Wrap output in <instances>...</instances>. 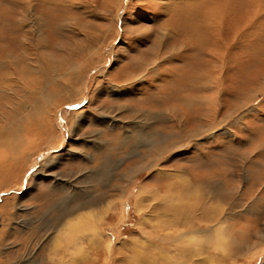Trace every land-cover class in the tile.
<instances>
[{"label": "rangeland", "instance_id": "rangeland-1", "mask_svg": "<svg viewBox=\"0 0 264 264\" xmlns=\"http://www.w3.org/2000/svg\"><path fill=\"white\" fill-rule=\"evenodd\" d=\"M254 1L0 0V121L12 113L0 128L11 129L0 264H58L61 246L67 264H264V0ZM221 9L210 38L196 34ZM93 201L103 234L88 220Z\"/></svg>", "mask_w": 264, "mask_h": 264}, {"label": "bare ground", "instance_id": "bare-ground-1", "mask_svg": "<svg viewBox=\"0 0 264 264\" xmlns=\"http://www.w3.org/2000/svg\"><path fill=\"white\" fill-rule=\"evenodd\" d=\"M22 2V1H21ZM253 2H255L254 0H253ZM25 3V2H24ZM188 3V2H187ZM261 3V2H260ZM189 4V3H188ZM187 4V5H188ZM22 5V4H21ZM195 5V4H194ZM199 6H200V4H199ZM208 6H209V4H208ZM220 6V5H219ZM20 7V6H19ZM211 7V6H210ZM21 8V7H20ZM198 8V7H197ZM212 8V7H211ZM194 9V8H193ZM200 8H198V10H199ZM217 9V8H216ZM206 10V9H205ZM191 11H192V9H191ZM207 11H209V13L207 12V13H204V19H202V20H205L206 21V23L205 24H203V26L200 28V30H199V27L200 26H195V30H196V34H198V35H200V34H205L206 36H208L209 38H210V35L213 33V31L215 32V27H214V25L216 26L218 23H220V21H221V19L223 20L224 18H223V16L225 15V11H223L222 9H221V11H218L217 13H214V12H212V10H207ZM251 13V12H250ZM193 14V13H192ZM200 14V13H199ZM189 15H190V13H189ZM194 15V14H193ZM197 15H198V13H197ZM185 16V15H184ZM188 16V15H187ZM25 17H27L28 18V15H26ZM24 17V19L23 20H28V19H26ZM197 17H199V16H197ZM201 19V18H200ZM195 20V19H194ZM216 20H218V21H216ZM198 21H200V20H198ZM197 24V23H196ZM199 25V24H198ZM202 29V30H201ZM30 33V32H29ZM29 35V34H28ZM165 35V34H164ZM164 35H163V37H164ZM220 35V34H219ZM221 36V35H220ZM202 37H204V36H202ZM200 39V38H199ZM201 40V43H200V49H201V51L202 52H204V49H205V44H206V42H207V40L206 39H204L203 41L205 42V44H204V42L202 41V38L200 39ZM261 40V39H260ZM223 42V41H222ZM24 43V42H23ZM223 45H225L224 43H222ZM24 45V44H23ZM161 45V44H160ZM160 45H157L156 46V48L154 49V51H152V50H150V55L153 57V59H152V61L150 62V64H152V63H155V61L158 59V60H160V58H161V56L162 55H158L159 54V51H161L162 49L160 48V47H158V46H160ZM208 45V48L206 49V50H208V52H207V54L210 52V54L208 55L209 57H207V59L209 60V62L211 61L210 59H212V68H214L218 73H219V67H218V65H219V60H220V55L218 54V50H217V48H216V46H212V45H210V43H208L207 44ZM220 47V46H219ZM24 48V47H23ZM214 48H216V50H214ZM263 48H264V46H263ZM152 49V48H151ZM161 49V50H160ZM161 54H163V53H161ZM263 54H264V52H263ZM262 54V55H263ZM25 55V54H24ZM204 55V54H203ZM202 55V57L204 58V56ZM261 55V56H262ZM22 56V55H21ZM19 57V56H18ZM22 58V57H21ZM38 61V60H37ZM260 61V60H259ZM261 61H264V58H262L261 59ZM38 64V63H37ZM210 64H211V62H210ZM210 64H209V66L207 65L206 66V70L203 72V75H202V77H204V76H206L207 77V75H208V77H209V72L210 71H208L207 72V70H208V68H210ZM263 64H264V62H263ZM34 66V65H33ZM32 66V67H33ZM144 68V67H143ZM47 69V68H46ZM148 69H149V66H148ZM210 70V69H209ZM46 71V70H45ZM143 71V70H142ZM259 72V71H258ZM45 73V72H44ZM262 73V72H261ZM52 74V73H51ZM142 74V73H141ZM40 75V74H39ZM55 75V74H54ZM53 75V76H54ZM57 75V74H56ZM255 75V74H254ZM256 76H258L257 74H256ZM260 76H262V74L260 75ZM260 76H258L257 77V79L258 80H260ZM264 76V75H263ZM209 79V78H208ZM262 79V78H261ZM209 82H211L212 84H214V82H212V80H210L209 79ZM209 82H207V84H209ZM198 88H200V87H198ZM206 88L208 89V87L206 86ZM33 88H31L30 89V91L32 90ZM3 90V89H2ZM211 90H213V87H211ZM219 90V89H218ZM4 92H6L5 90H3ZM217 91V90H216ZM215 91V92H216ZM14 92V91H13ZM221 92V91H220ZM41 94V93H40ZM216 94V93H215ZM37 95H39V94H37ZM219 95V94H218ZM221 96V95H220ZM40 97V96H39ZM42 97V96H41ZM209 97V96H208ZM27 98H29V97H27ZM200 98V97H199ZM207 98V97H206ZM53 99V98H52ZM25 100H26V98H25ZM42 100H43V98H42ZM175 100V99H174ZM204 100V99H203ZM5 101V100H4ZM184 101V100H183ZM196 101V100H195ZM208 101H210V102H212L213 101V96H211L210 98H209V100ZM247 101V100H246ZM42 102V101H41ZM6 103H8V102H6ZM217 103V102H216ZM34 104V103H33ZM37 104V103H36ZM167 104V103H166ZM206 104V103H205ZM5 105V104H4ZM35 105V104H34ZM245 105V104H244ZM207 106V105H206ZM211 106H212V104H211ZM14 107V106H13ZM127 107V106H126ZM244 107V106H243ZM17 108V107H16ZM35 111V108L34 109H32V110H30L29 111V113L30 114H32L33 116L34 115H39L38 113H36V112H34ZM235 112L237 111L236 109L234 110ZM7 117H6V122H4V124H6L7 122H8V119L9 118H11L10 117V115L12 114H10V111H7V112H3ZM208 115V114H207ZM57 116V115H56ZM79 116V115H78ZM210 116V115H209ZM178 117V116H177ZM180 119V118H179ZM4 120V121H5ZM10 120V119H9ZM83 121V120H82ZM20 122V121H19ZM179 122V121H178ZM3 123H2V121H0V128H1V130H2V128H5V127H10V125H9V123H7V125H4ZM15 124H17V123H15ZM20 125V124H19ZM157 127V126H156ZM139 129V128H138ZM157 129V131L155 130V129H153V130H155L156 131V133L157 134H160L159 132V130H158V128H156ZM73 130V129H72ZM140 130V129H139ZM175 130V128H173V130H172V133H170V135H173V136H175V135H179L178 133H176V131H174ZM3 131H5V130H3ZM11 131V129H9L7 132H5V133H3V134H1L0 135V145L1 146H7L8 147V144H7V142H6V138H7V135H8V133ZM155 131H153V132H155ZM174 131V132H173ZM141 132V131H140ZM134 135H135V133H134ZM139 135V134H138ZM141 135V134H140ZM153 135V134H152ZM155 135V134H154ZM161 135V134H160ZM127 136V135H126ZM158 136V135H157ZM143 137H146V136H143ZM160 137V136H159ZM128 138V137H127ZM180 139H183V137H179ZM143 139V138H142ZM145 139V138H144ZM169 139V138H168ZM163 140H164V137L163 136H161L160 137V147L162 146V147H165V145H164V143H162L163 142ZM144 141V140H143ZM145 141H147V140H145ZM143 143V142H142ZM152 144H153V146H151V144H149V143H147L145 146H147L146 148L147 149H149L148 150V153L147 154H149L148 155V157H147V159H146V163L148 164V162H150V161H152L153 159H154V156H153V153H154V151H155V148H154V146L156 147V142H154V141H152ZM166 144V143H165ZM167 145V144H166ZM158 146V147H159ZM18 148H16L15 150H13V149H11V148H9V149H7V152H8V150H10V151H12V156H14V154L15 153H17V150ZM107 149V148H106ZM19 151V150H18ZM21 151V150H20ZM108 151V150H107ZM20 153V152H19ZM145 153V152H144ZM7 154V153H6ZM10 156V155H9ZM16 156H17V154H16ZM133 156H135V154H133ZM12 159H13V157H12ZM109 161V160H108ZM2 162H3V160H2ZM7 163V162H6ZM8 163H10V161L8 162ZM12 163H14V162H12ZM11 164V163H10ZM3 165V164H2ZM48 167L50 168V169H53V168H55L56 167V164H55V161H53V162H48ZM15 166V165H14ZM45 166V165H44ZM3 167H5V166H3ZM143 167V166H142ZM10 168V167H9ZM5 169V168H4ZM8 168H6V170H7ZM12 169V168H11ZM139 169V168H138ZM256 169V168H255ZM5 170V171H6ZM4 171V170H3ZM2 171V172H3ZM143 171V170H142ZM197 175V174H196ZM51 176V175H50ZM169 178V177H168ZM99 179V178H98ZM162 179V178H161ZM165 180V179H164ZM54 181V180H53ZM55 182V181H54ZM189 182H190V180H189ZM188 185H191V184H188ZM201 185V184H200ZM199 185V186H200ZM163 187H164V189L163 190H165V195H164V197L167 195V194H169V192L171 191V187H167V183H166V185L165 184H163L162 185ZM190 187H192L193 188V186H190ZM189 187V188H190ZM198 187V186H197ZM204 187V186H203ZM191 189V188H190ZM197 189V188H196ZM148 190V189H147ZM156 190V189H155ZM156 191H158V190H156ZM189 191V190H188ZM164 192V191H163ZM188 193H190V192H188ZM188 193H185V194H188ZM148 194V193H147ZM170 196H169V199H172V194H169ZM148 196V195H147ZM156 196V195H155ZM154 196V197H155ZM176 196V195H175ZM153 197V196H152ZM151 197V198H152ZM140 198V197H139ZM158 199H160L159 197H157ZM176 198V197H175ZM183 199V198H182ZM161 200H163L162 198H161ZM175 200V199H174ZM178 202V200L176 199L174 202ZM94 202V201H93ZM100 202V201H99ZM171 202V204H173V206H174V202L173 201H170ZM197 202V201H196ZM167 203H168V200H167ZM169 204V203H168ZM85 205H86V209H89V218H88V220H91L92 218H95V217H97L98 216V212L96 213V211H93V209H90L91 207H95V206H98L97 204H96V202H94V203H92V202H88V203H86L85 202ZM100 205V204H99ZM125 206V205H124ZM104 207L107 209L108 208V206H106V204L104 205ZM179 207V206H178ZM5 207H3V209H4ZM172 208V207H171ZM173 210V209H172ZM124 211V210H123ZM87 212V211H86ZM101 212V211H100ZM214 212H216L215 210H214ZM66 213V212H65ZM212 215V212L210 211V212H206V213H204V217L206 218H210V216ZM202 216V217H203ZM83 217V216H82ZM214 217V216H213ZM103 219V218H102ZM212 219V218H211ZM92 224H96V229L95 230H97V232H95V234L97 233V234H103L102 232H100L99 233V230H100V228H101V226H102V224L101 223H98V222H96V220H95V222H93L92 220L90 221ZM79 224V223H78ZM167 225V224H166ZM80 228V227H79ZM99 229V230H98ZM116 229H118V226H117V228ZM205 229V228H204ZM85 232H86V230H84ZM196 230L194 229V232H195ZM88 232V231H87ZM83 235H85L84 233H83ZM162 235V234H161ZM94 236V235H93ZM102 236V235H101ZM87 237V236H86ZM75 239V238H74ZM77 239V238H76ZM88 239H90V238H88ZM80 240H82V239H80ZM72 241V240H71ZM78 241H79V238H78ZM89 241V240H88ZM91 241V240H90ZM100 241V240H99ZM76 242V241H75ZM166 242V241H165ZM73 243V242H72ZM75 244V243H74ZM78 244H80V243H77V245ZM76 245V246H77ZM61 246V245H60ZM65 246H71L70 244H65ZM73 247V246H72ZM71 247H69V248H67V247H64V246H61V247H59V249H55V252H54V255H58L59 256V259L57 260L58 261V264H67V259H71V257H70V252H71V249H70ZM75 248V245H74V247H73V249ZM92 249V248H91ZM90 249V251H91V253L92 254H94L95 253V250H91ZM75 250V249H74ZM73 250V251H74ZM78 249H76L75 251H77ZM79 251V250H78ZM88 251V250H87ZM99 251L97 250V253H98ZM89 253V252H88ZM57 256V257H58ZM72 256V255H71ZM74 257V256H73ZM72 257V258H73ZM52 258H54V257H52ZM87 258H88V256H87ZM90 258V257H89ZM74 259V258H73ZM151 260V259H150ZM77 261V260H76ZM92 261V260H91ZM86 262V261H85ZM72 263H74V262H72ZM88 263V262H87ZM91 263V262H90ZM138 263V262H137ZM92 264V263H91Z\"/></svg>", "mask_w": 264, "mask_h": 264}]
</instances>
